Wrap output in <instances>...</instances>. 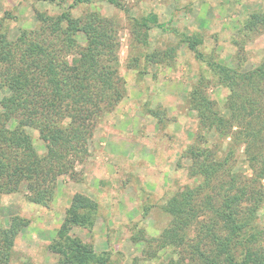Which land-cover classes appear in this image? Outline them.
I'll list each match as a JSON object with an SVG mask.
<instances>
[{"label": "trees", "instance_id": "16d2710c", "mask_svg": "<svg viewBox=\"0 0 264 264\" xmlns=\"http://www.w3.org/2000/svg\"><path fill=\"white\" fill-rule=\"evenodd\" d=\"M36 1L67 7L58 15L38 13V28L20 30L15 38L0 25V207L3 196L22 188L28 203L51 207L58 178L78 176L74 165L87 156V142L98 122L126 95L115 54L118 25L97 13L71 15L78 6L95 2L125 10L120 0ZM131 25L129 69H138L153 28L174 35L178 42L147 54L148 62L171 65L185 45L205 68L183 100L197 123L191 143L178 150L176 169L185 168L192 181L164 201L161 211L168 217L167 225L157 238L145 240L148 247L142 253L157 257L151 253L156 244V251L171 254L162 264H264V228L258 219L264 205V55L258 65L243 71L240 51L228 67L198 50L203 43L199 33L169 29L152 13L132 18ZM263 31L264 9L251 12L232 44L240 49L239 41ZM79 35L84 45H79ZM210 87L226 91L222 106L211 99ZM157 111L149 115L159 125L166 124ZM30 132L38 134L45 148L42 154L33 146ZM163 135L172 140L171 134ZM205 135L227 140L225 148L209 144ZM240 150L242 159H234ZM240 159L251 177L237 173ZM98 210L97 201L87 195L72 196L47 246L58 255L57 264H110L112 253H97L70 234L73 227L91 231ZM29 222L19 214L0 218V264L11 263L14 243Z\"/></svg>", "mask_w": 264, "mask_h": 264}, {"label": "rangeland", "instance_id": "374dc122", "mask_svg": "<svg viewBox=\"0 0 264 264\" xmlns=\"http://www.w3.org/2000/svg\"><path fill=\"white\" fill-rule=\"evenodd\" d=\"M120 2L125 10L95 2L80 5L71 11L73 17L97 13L118 25L115 54L119 63V77L125 82L126 95L111 113L98 122L87 142V156L74 165L78 176L75 179L67 175L58 178L51 207L46 209L28 203L24 188L3 196L0 218L19 214L30 221L14 243L10 264H57L58 255L48 250L47 246L61 225L64 208L69 206L75 193H82L97 201L99 210L91 231L73 227L70 234L91 244L97 253H112L110 264H162L171 257L169 250L156 251V244L151 246V253L154 251L157 257L148 258L142 251L148 247L145 240L157 238L167 225L168 217L161 211L164 201L192 181L187 177L185 168L176 169L178 153L191 143L197 123L195 113L188 109L183 100L205 68L187 51L185 45L177 50L178 54L171 65H168L169 62H148L147 54L178 42L174 35L153 28L149 32V44L141 51L143 56L138 69H129L128 62L134 46L130 33L132 18L139 19L152 13L159 23H167L169 29L188 34L199 33L203 43L198 50L205 57H212L228 67L233 66L232 57L237 51L244 57L243 71L251 70L263 58L264 31L251 40L239 41L240 49L232 44V38L251 12L264 9V0ZM66 7L36 0H0V25L8 30L10 38H15L20 30L38 28V13L58 15ZM77 41L79 45H84L83 36L79 35ZM133 54L137 55L135 52ZM207 79H211V76ZM210 88L208 93L211 99L222 106L226 91L219 87ZM2 96L3 93H0V98ZM150 110H158L156 114L166 124L159 125L157 118L149 115ZM30 133L33 146L42 154L45 148L38 134ZM163 134H171L172 140L168 141ZM205 136L211 139L209 144L225 148L227 140L222 143L216 137ZM240 154L242 150L234 159H242ZM241 159L238 160L237 173L251 177V171L245 163H241ZM181 162L185 166L188 164L184 160ZM232 162L237 164L236 160ZM258 219L264 228V205ZM135 259L137 261L134 262Z\"/></svg>", "mask_w": 264, "mask_h": 264}]
</instances>
